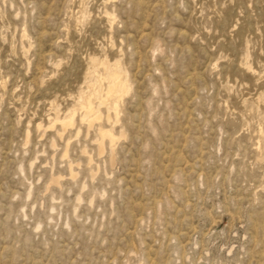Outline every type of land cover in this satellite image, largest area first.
<instances>
[{"label": "rangeland", "instance_id": "rangeland-1", "mask_svg": "<svg viewBox=\"0 0 264 264\" xmlns=\"http://www.w3.org/2000/svg\"><path fill=\"white\" fill-rule=\"evenodd\" d=\"M0 264H264V0H0Z\"/></svg>", "mask_w": 264, "mask_h": 264}, {"label": "bare ground", "instance_id": "bare-ground-1", "mask_svg": "<svg viewBox=\"0 0 264 264\" xmlns=\"http://www.w3.org/2000/svg\"><path fill=\"white\" fill-rule=\"evenodd\" d=\"M116 74H119V73H116ZM103 75V74H102ZM101 75V76H102ZM103 77H104V75H103ZM112 78H111V80L112 81H118L119 82V80H120V77L118 76V75H114V76H111ZM122 77V76H121ZM102 78V77H101ZM102 80V79H101ZM122 80V79H121ZM103 81V80H102ZM124 81V80H123ZM86 98V102H84V104H83V106L81 107L80 106V108H82V111H83V113L86 111V113H85V115L84 114H82V117L81 118H83V115H84V119L86 118V117H89V118H87V120L89 119L90 120V122L92 121V120H94L93 118H92V120H91V116L90 115H88V113H87V111H92L93 109H92V107H91V105H90V103L92 102L90 99H87V98H89V97H85ZM90 98H91V96H90ZM99 103L100 102H98V105H99ZM92 104V103H91ZM100 104H102V103H100ZM104 104V103H103ZM94 106H95V104H94ZM103 106V105H102ZM102 108V107H101ZM108 108H110V107H108ZM85 111H84V110ZM97 109V108H96ZM69 110V109H68ZM70 110H71V108H70ZM70 110H69V112H70ZM76 110H78V108L77 109H74V110H71V112L67 115V113H66V115H65V117H64V119L62 120V125L64 126V127H66L67 128V126L68 125H72L73 123H72V121H73V117H74V113H76L75 111ZM98 110H99V106H98ZM108 110V109H107ZM79 111V110H78ZM95 111V110H94ZM100 113H101V110L99 111ZM99 112H98V114H99ZM109 112V111H108ZM97 113V112H96ZM55 114H56V112H55ZM93 114H95V113H93ZM97 115V114H96ZM95 115V116H96ZM54 116V115H53ZM76 116V115H75ZM52 117V116H51ZM55 117H60V116H55ZM94 117V116H93ZM50 118V117H49ZM75 118V117H74ZM51 119V118H50ZM60 119H62V117L60 118ZM84 119H82L83 121H84ZM55 120V118L53 119L52 118V121L51 122H53V124H54V122L56 121H54ZM50 121V120H49ZM57 121H58V119H57ZM60 123V122H59ZM51 125H52V123H51ZM40 126H42V125H40ZM63 128V127H62ZM104 133H106V132H104ZM103 134V133H102ZM108 134V133H107ZM109 135V134H108ZM104 136H105V134H104ZM108 138H109V136H107ZM104 138V137H103ZM111 138V137H110ZM111 141H112V139H111ZM114 141H115V137H114ZM113 141V142H114Z\"/></svg>", "mask_w": 264, "mask_h": 264}]
</instances>
